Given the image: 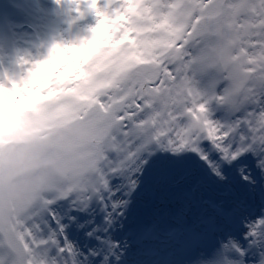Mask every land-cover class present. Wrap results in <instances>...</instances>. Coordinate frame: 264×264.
Wrapping results in <instances>:
<instances>
[{
	"label": "snow or ice",
	"instance_id": "obj_1",
	"mask_svg": "<svg viewBox=\"0 0 264 264\" xmlns=\"http://www.w3.org/2000/svg\"><path fill=\"white\" fill-rule=\"evenodd\" d=\"M224 2L72 0L77 11L84 3L95 13L82 46L53 44L44 59L26 62L18 77L0 79V90L43 75L44 66L67 50L86 52L101 39L114 44L125 34L133 40L141 23L170 24L169 13L186 7L191 15L172 36L160 76L177 79L178 66L190 75L202 19L213 4ZM186 92L184 107L171 111L149 141L122 135L91 185L48 203L15 236L0 230V264H264V93L226 112L215 107L225 104L223 93L204 94L191 80ZM141 106L137 101L134 109ZM184 173L259 193V204L237 199L228 209L216 208L213 217L191 221L181 212L175 222L145 226L125 239L126 216L140 192L158 176Z\"/></svg>",
	"mask_w": 264,
	"mask_h": 264
},
{
	"label": "clouds",
	"instance_id": "obj_2",
	"mask_svg": "<svg viewBox=\"0 0 264 264\" xmlns=\"http://www.w3.org/2000/svg\"><path fill=\"white\" fill-rule=\"evenodd\" d=\"M190 15L187 7L175 10L170 24L141 23L133 40L125 34L108 47L67 50L43 75L0 90V230L7 236L48 203L91 185L122 135L153 138L189 99L188 80L200 91L211 84L210 95L222 85L231 109L264 93V0L213 4L202 19L190 75L178 66L177 79H161L172 36ZM254 59L260 62L253 67ZM33 162L39 166L21 172Z\"/></svg>",
	"mask_w": 264,
	"mask_h": 264
},
{
	"label": "bare ground",
	"instance_id": "obj_3",
	"mask_svg": "<svg viewBox=\"0 0 264 264\" xmlns=\"http://www.w3.org/2000/svg\"><path fill=\"white\" fill-rule=\"evenodd\" d=\"M62 5L66 7L67 11H72V15L78 17L81 16L78 21L74 22V30L69 32L71 35H75L76 32L82 36H87L90 34V29L94 26L95 24V13L88 9L84 3H82L79 6V11H77V6L72 3V0H62L60 2ZM35 2L33 0H0V35L2 34L3 28L9 26L8 21L12 20L13 14H16L19 12L20 8L24 9L29 6H33ZM64 7V8H65ZM53 8H49L45 4V9L36 16V19L34 18V32L32 34L23 32L22 34V39L20 41L16 40L14 42V52H15V58L16 60L14 61H19L20 52L22 50H25L26 53L28 54L27 60L30 58V46L34 40L36 42L41 41L44 38V34H52L55 33L59 36V39L67 44L68 46H72L75 48L74 41H70L66 37V32L63 31V26L64 24L60 22L58 18V13L55 12ZM85 16L86 18H83ZM89 16V17H88ZM28 41V42H27ZM110 44L109 39L104 40L101 39L97 41L96 45H99L101 47H108ZM95 45V46H96ZM4 60L11 61L13 58L4 55L2 53ZM10 58V59H9ZM26 58V57H25ZM26 60V59H24ZM22 61V60H21ZM185 176V181L192 185V189H194V197L201 198L204 195H208L207 199H210L212 201L208 200V206L203 205L204 207L202 208L200 214L204 217H208V215H215V211L213 210L212 204H216L218 206H221L219 204H222V207H231L226 206L225 204H233L237 199L242 198L245 199L248 203L252 205H258L259 201L257 200V194L258 193H249L245 189L240 188L239 186L235 185H219L211 181L213 184V187L216 190L222 191V193H225V191H230L232 190V198L231 196L225 195L224 197H218L217 195L213 194L212 191L210 190H205V193L201 192V187L202 183L205 180H208L204 177L200 179L199 181H196L193 179L192 176L194 174L188 173ZM173 178V177H172ZM176 178V176L174 177ZM204 178V179H203ZM165 182V181H164ZM164 182L160 181L158 184H156V190H158V195H160L162 198H164V201L162 203H159L158 199L152 198L149 193L146 192L145 188L140 192V194L137 196V201H134L132 204H135L136 202L142 201L144 204V210L142 211L140 208H137L134 217L138 219V222H144L145 226L152 225L154 223H171L172 219H168V217L171 215H175L174 211L172 213L173 208H177L178 212L177 213H183V218L187 221L193 220L197 218L198 216L195 214V212H192V214H189L190 207L188 206V197L185 198L186 193L184 194L180 189L176 190V188H173L170 194H168L166 191H162L159 188L160 186L164 185ZM154 183V181H153ZM149 184H152L150 182ZM177 187V186H176ZM227 194V193H226ZM235 197V198H233ZM239 197V198H238ZM155 200V201H154ZM168 204H171L169 206L170 213L166 212V210H163V212L160 214V207L162 204H165L164 202H167ZM158 203V204H157ZM147 204V205H146ZM193 205V204H192ZM167 208V207H166ZM165 208V209H166ZM194 209V206H193ZM154 210V211H153ZM187 217H191L192 219L188 220L186 219ZM140 217V218H139ZM132 221L131 218L129 217V214L126 216V233L131 228L129 227V222ZM173 222V221H172ZM138 226H135L134 229H137ZM125 235V239H126Z\"/></svg>",
	"mask_w": 264,
	"mask_h": 264
},
{
	"label": "rangeland",
	"instance_id": "obj_4",
	"mask_svg": "<svg viewBox=\"0 0 264 264\" xmlns=\"http://www.w3.org/2000/svg\"><path fill=\"white\" fill-rule=\"evenodd\" d=\"M33 1L35 2V4L33 6L31 5L29 7L24 8V9L20 8L18 13L13 14L12 20L8 21L9 26L3 28L2 32H1L2 34L0 35V79L18 77L24 71V64L26 62L35 63L38 60L44 59L47 56L48 51L52 47L53 44L59 43V44H62V47H67L69 49L73 48L72 46H68L67 44H65V41L62 42L59 39V36L57 34H55V33L47 34L46 33V34H44V38L41 41L36 42V40H34V42H32V44L30 46L31 54H30L29 60H27L28 54L26 53V51L22 50L20 52V56H19V59H21L22 61L21 60L14 61V60H16V58L14 57L15 56L14 55L15 54L14 47H13L14 42L16 40L20 41L22 39L23 32H26L29 34H32L34 32V18L36 19V16L39 15L45 9V4L49 8H53L54 10H56L55 12L58 13V18H59L60 22H62L64 24L62 30L67 33L66 34L67 39H69L70 41L78 42V41H80V40H82V39H84L90 35V34H88L87 36H82L81 34L79 35L78 32H76L75 35H71L69 33V32L74 30V28H75L74 22L78 21V19H80L81 16L76 17V16L72 15V11H67L66 7L60 3L62 0H59V2H58V0H33ZM83 18H86V17L83 16ZM23 24H29V26H30L29 30H26V29L17 30V27L20 25H23ZM11 44H12V46H10ZM75 47H76V45H75ZM2 53L4 55H7V56L13 58V60H11V61L4 60ZM24 59H26V60H24ZM189 71H191V69H189ZM211 87H212V85L209 84L208 88L201 90V92L204 94H207L208 89H210ZM222 88H223V86L221 85L216 89L217 94H222ZM260 94H261V92L257 91L256 98H259ZM249 103H254V101L251 100ZM249 103H247V104H249ZM215 107L217 109H224L226 112H229L231 110V106L228 104L216 105ZM46 163H54V162L48 161ZM38 166H39L38 163L33 162L29 166H25L23 169H21V172H28L31 168L38 167ZM187 174L188 173L158 176L155 180H153L154 183L152 181V184H148L145 187V190L147 193H149V191L153 192L154 195L151 197L158 199L159 203H162L164 201V198H162L160 195H158V190H156V188H157L156 184H158L160 181H162V182L165 181L164 185L160 186L159 192L161 189L162 191H164V192L166 191L168 194H170V192L172 191L173 188H176V190L180 189L184 194L186 193L185 198L188 197L187 198L189 200L188 206L190 207L189 214L191 215L192 212L199 214L201 212L202 208L204 207L203 205L208 206V204H206V203H208V200L209 201H212V200L207 199L208 195L207 196L204 195L201 198H198L196 196L194 197V189H192V185H190L189 183H187L185 181L184 175H187ZM175 176H176V178H174ZM192 177L196 181H199L200 179H202V176H199L197 174H194V176H192ZM201 185H202V187H201L202 193H205L204 192L205 190H210L213 192V194L217 195L218 197H224L225 195H227V196L233 195L232 190L225 191V193H222V191H220V190H216L213 187V184L211 183L210 180H205ZM187 194H190L191 198ZM231 198H232V196H231ZM233 198H235V197H233ZM239 199H242V198H239ZM137 200L138 199L136 198L135 201H137ZM257 200L259 201V193L257 194ZM193 201L197 202V206H194V209L192 206ZM164 203L165 204H162L161 206H159L160 210H161L160 214L163 212V210H166V212L170 213L169 206L173 203L168 204V201L164 202ZM219 205L223 206L222 204H219ZM225 205L230 206L233 204H229V205L225 204ZM253 206H255V205H253ZM137 208H140L142 211L144 210V204L142 203V201L136 202L135 204H132L130 207L128 214H129V217L131 218L132 221L129 222L128 228H131V229L128 231V233H126V236H127L126 239L135 235L140 229L145 227V225H143V224H145L144 222H138V219L134 217ZM228 208H230V207H228ZM177 210H178L177 208H173L172 213L174 211L175 215H172V216L170 215L168 217V219L171 218L172 221L175 222V220L177 219V216L179 214V213H177L178 212ZM213 216L214 215H208V217H213ZM186 219L190 220L192 218L190 216L189 217L186 216ZM172 221H171V223H172ZM135 226H138L137 229H134Z\"/></svg>",
	"mask_w": 264,
	"mask_h": 264
}]
</instances>
